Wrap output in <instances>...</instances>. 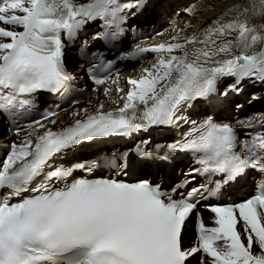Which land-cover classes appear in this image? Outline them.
I'll use <instances>...</instances> for the list:
<instances>
[{"label":"snow or ice","instance_id":"snow-or-ice-1","mask_svg":"<svg viewBox=\"0 0 264 264\" xmlns=\"http://www.w3.org/2000/svg\"><path fill=\"white\" fill-rule=\"evenodd\" d=\"M142 6V0L123 4L119 0L84 4L0 0V25L14 26H0V113L27 114L35 107L29 98L35 93L68 90L72 77L64 67L62 36L71 38L86 21L101 19L105 31L96 39L115 41L126 19L124 13ZM233 10L235 16L225 19ZM255 19L264 21V0L234 5L207 28L187 36L178 34L171 42L151 48L135 45L117 59H138L147 52L158 55L138 79H128L130 87L120 98L121 107L104 111L101 102L94 112L82 109V118L58 130L40 120L27 124L30 131L10 146L0 166V264H186L187 258L200 251L210 257L209 264H264V182L241 203L210 206L215 227H206L197 214V245L185 249L181 241L198 196L204 198L205 192L215 196L222 185L249 169L264 172V132L252 134L237 151L238 137L232 126L217 124L211 117L189 121L182 114L197 100L211 102L221 78H235L224 96L237 90L245 78L264 83V49L247 54L264 39L255 32ZM113 26L116 30H111ZM97 57L100 63H93L90 73L98 67L110 69L115 63L100 53L90 55ZM93 79L104 83L94 75ZM109 91L105 89L106 96ZM55 115L46 111L42 119ZM72 115L80 117L79 112ZM50 123L55 125L56 120ZM189 123L182 140L167 146L163 159L176 151L198 155L201 167L193 172L220 175L215 188L200 185L174 198L178 188L165 192L147 179L129 183L118 178L74 177L75 169L90 173L98 161L72 167L56 163L67 151L97 137L128 136L153 126ZM241 123L254 126L251 118ZM127 168L126 163L122 170ZM240 221L242 233L237 230ZM242 235L247 236V244ZM218 241H222L219 246ZM254 244L261 254L253 253ZM200 264H205L203 257Z\"/></svg>","mask_w":264,"mask_h":264},{"label":"bare ground","instance_id":"bare-ground-1","mask_svg":"<svg viewBox=\"0 0 264 264\" xmlns=\"http://www.w3.org/2000/svg\"><path fill=\"white\" fill-rule=\"evenodd\" d=\"M88 2L89 0H76V3L78 4H84ZM248 2L249 0H157L156 3L152 5L150 11L145 12V9L143 10L144 13H146L145 15L146 18L141 17L140 20L142 22H139L138 25L141 26L143 22L148 23L151 21L155 23L156 21H158V27H161L162 23H164L165 20L168 18H172L173 22L166 23L164 26H162V28L166 27V30L160 36L153 37L152 39L144 43H139L138 45L143 46L145 48H151L161 43L171 42V38L173 36H177L178 34L180 36L191 35L193 32H197L201 29L207 28L209 25L213 23V21L217 17H220L221 14L225 13L228 9L233 8L234 5H245ZM180 10H182L183 13H180ZM190 12L192 14H189ZM235 14H236V10H233L231 13H229L228 16L225 17V19L233 18ZM135 16H136V10L135 13L134 14L132 13L131 15H129L127 12V20H126L127 26L125 27V29L129 30L130 26L132 25L131 24L129 26V23H131L132 19ZM94 23H95L94 21L92 23H90V20L86 21V23L81 27V29L78 30V33L84 30L83 31L84 34L77 33L76 36L72 39L70 47L64 50V67L67 70L72 71L75 75L77 74L83 76L82 73L83 69L76 68L81 63V60L79 59L78 55L73 53V51H76L78 49V46L76 47L77 44L76 41L82 38L88 39V34H87L88 30L91 29V25H93ZM126 23H123V25ZM252 24L255 25V32L259 33L262 37H264V35L261 34L264 33V21L260 19H255L252 21ZM186 25H190V26L186 27ZM81 35H83L82 38ZM98 35H99L98 33L94 35H90V38L88 39V43H89L88 49L90 50L107 49V48H102L100 45H98L99 43L101 44V41L99 39H96ZM122 35L123 32H120V37H122ZM95 45L98 46L93 48V46ZM127 47L128 46L123 48L124 53L128 52ZM261 49H264V39H260L258 42L253 44L250 47V50L247 52V54L250 55L255 52H259ZM109 54L106 53L105 56L108 59H111L112 56H109ZM157 55L158 54L154 52H147L142 55L141 61L140 60L135 61V59L116 60L114 66L120 67V69L118 70V72L112 74L108 79H106L105 85H102L98 88L96 86L91 88V94L82 103H79L78 105L75 106L73 105L71 109L65 110L64 112L59 113L55 117L49 118L48 120L41 123H44L46 127H52L53 130H58L62 127H66L71 123H73L74 119L82 118L83 117V112L81 111L82 109H87L89 112H94L96 108L101 104V102H103L104 111L114 110L118 107H121L122 100L120 98L126 95L130 87V85L128 84V79L129 78L138 79L142 75V69L150 67V65L156 61ZM75 61L76 64H74ZM131 63L132 65H135L136 63L137 64L135 66L131 65L132 67L131 66L128 67V65ZM113 81H117V82L113 83ZM225 81L227 82L226 84H228L229 82L230 84H234L235 78L234 77L221 78V80L218 82V86L220 87L222 84H224ZM226 84H224V86ZM117 88L122 89V91L118 92ZM227 88L228 87H226L223 90V92H225ZM105 89L110 90L109 95L107 96L105 95ZM34 98L35 100H37V104L34 107L36 110L42 109L43 107L48 106L50 104L52 105H54L55 103H59L60 105L62 104L57 100L56 93L40 91L34 94ZM113 100L117 101V103H113L112 102ZM221 103H223L224 105H220ZM235 104H238V108L234 109L235 110L234 115L236 114V117H234L233 115L230 118L228 112L231 111V109H233L232 105ZM186 107H187L186 113L188 117H199L198 115L207 112V114L205 115L211 114L214 120L222 119L225 120L226 123L236 126L234 129H236L238 138H244V140H246L249 137V135H246V132H250L251 128L246 127L244 124L241 123V121L248 122L251 118L252 124L253 125L255 124L257 126L256 129L257 130L260 129L259 131H264V124L258 123L259 121H264V83H261L255 78L243 79L240 82L237 90L228 92L227 96L224 95L217 96V101L212 103L211 106L203 102V100H197L193 102L191 106H186ZM244 110H248V112H250L249 116L246 118H243L244 116H246V114H242L243 112H241ZM73 112H79L80 117H74L72 115ZM218 116H221V118L218 119L217 118ZM235 118H238V120L234 121ZM53 119L56 120L55 125H52L50 123V121ZM2 123H4L5 126L9 125L8 123H6V118L4 117L3 113H0V129ZM180 127L181 125L179 126V128ZM153 128H160V130L155 129L153 131L152 130ZM179 128L178 130L174 131V129L171 126H153L148 128L147 130L141 129L140 131L134 132V134L140 133L139 137L141 138V140L147 137V139L142 140V141L147 140V144H145L142 141L138 142L135 137H131L130 135L125 136L124 138L120 135H115V134L110 135L108 137H97L94 138L92 141L82 142L74 149L67 151L63 156H61L58 159L60 160V162H63L66 167H68L74 162L94 159V157H99L98 156L99 154H102L103 156L112 152L114 156L112 160L107 161L108 159L104 157V160L98 161V167L96 171L97 174L99 173V175L94 176V177L110 178L111 176L104 175L101 172H105L106 174L110 170H112V172H116L117 169L116 166L118 163H120V157L118 154L119 150L117 149L119 147L120 150L126 149V153H128L127 157L123 156L124 164L126 163L128 164V168H127L128 175L124 177H118V179H123L128 182H135L149 178L150 182L156 184L159 181L161 182V188L169 189L172 187L174 183L179 181L180 178H178V176L182 173L181 170L184 171L185 168L191 163L190 160V162L185 167H183V165L189 159L187 157V152H181V151H176L172 153L170 157L166 160L163 159L165 153L169 151L167 147L168 146L167 142L173 141L176 138V135L173 134V132L181 131L183 129L180 128L179 130ZM28 131L24 132L23 135L11 136V138H9L8 137L9 133H5L6 132V127H5L3 133L0 134V143L9 142V141L21 142L22 138L27 134ZM241 131L244 132L245 136L243 135L240 137ZM109 148L111 149L109 150ZM138 149L146 153H149V155L147 156L139 155L137 151ZM3 153L6 154L7 151L3 150ZM70 159L72 160L71 161L72 163L70 162ZM67 162H70L71 164L67 166ZM103 163H105V165ZM155 169L158 170L157 173L158 175L161 174V177L160 178L157 177V181L153 182L154 177L152 176V174L154 173ZM253 171H256L260 175L262 174L261 171H258L256 169H249L245 174H243L236 180H233L228 184L222 185L221 189L219 190V192H217L215 196L208 197L207 192H205L204 194H206V196L203 195L204 198H200V200L205 199V197H208V199H213L217 196L222 197V200H225L223 198V195L224 197L236 198L240 194V192L247 193L246 190H242V189H245L247 187H253V184L251 186V181L249 178L251 176H255ZM143 174H145V177L132 180V178L139 177ZM82 175H85L86 177H91L86 173L78 176H82ZM187 177H189V175H187ZM212 178H221V176L218 174H213ZM173 179H175V181L172 183L170 187L167 188L166 185L164 184L170 183ZM167 180L168 182H166ZM189 184H190L189 180H186L184 187ZM197 184L198 183H196L195 185ZM240 200H236V201H240ZM200 203L201 202L199 201L197 205L214 204L217 202L201 203V204ZM219 203L223 204L227 202H219ZM243 228H244V224L241 223L240 225L241 233L243 232ZM184 231L186 232L183 236V240L185 243H188L190 242L191 233L189 229L187 230L185 229ZM241 238L243 242L247 244V236L242 235ZM221 244L222 241L217 242L218 246ZM255 249H258V247L253 246L252 251L254 252ZM209 261L210 260L207 259L204 260L205 264H209ZM196 262L197 261H192V264H200L199 262L197 263Z\"/></svg>","mask_w":264,"mask_h":264},{"label":"rangeland","instance_id":"rangeland-1","mask_svg":"<svg viewBox=\"0 0 264 264\" xmlns=\"http://www.w3.org/2000/svg\"><path fill=\"white\" fill-rule=\"evenodd\" d=\"M180 13H183V11L182 10H180ZM96 23H97V21L93 24V25H91V27H94V25H96ZM167 22H164V23H162V25H161V27L162 26H164L165 24H166ZM131 24H133V21L129 24V25H131ZM88 35L90 34V31H89V33H87ZM262 35H264V33H261ZM96 46H98V45H95V46H93V48H95ZM110 56V55H109ZM138 63V62H137ZM136 63V64H137ZM74 64H76V61L74 62ZM134 64V63H133ZM135 64V65H136ZM132 65V63L131 64H129L128 65V67L129 66H131ZM135 65H132V66H135ZM131 66V67H132ZM127 69H129V68H127ZM225 83V82H224ZM54 100V99H53ZM248 112L246 111V112H243L242 114H246V116H244L243 118H246V117H248V114H247ZM206 113H203V114H201V115H205ZM228 115H230L229 117L231 118V116H232V113H228ZM218 118H221L220 116L218 117ZM241 118V117H240ZM4 129H5V125H4V123H2V125H1V129H0V134H2L3 133V131H4ZM245 136V134H244V132H240V137L241 136ZM111 148H109V150H110ZM72 160H70V162H71ZM58 163V162H57ZM186 166V164H184L183 165V167H185ZM143 177H145V174H143V175H141V176H139V177H134V178H132V180H136V179H139V178H143ZM200 179H196L195 181H194V183H196V182H198ZM157 181V172L155 173V178H153V182H156ZM175 181V179H173L170 183H168V184H166V187L168 188V187H170L171 185H172V183ZM190 185H192V183L190 184ZM249 194L251 193V191H249L248 192ZM254 246H257L258 247V249H255V251L253 252L254 254H261V250L259 249V246L257 245V244H254ZM194 259H196V258H194ZM200 263V262H199Z\"/></svg>","mask_w":264,"mask_h":264},{"label":"trees","instance_id":"trees-1","mask_svg":"<svg viewBox=\"0 0 264 264\" xmlns=\"http://www.w3.org/2000/svg\"><path fill=\"white\" fill-rule=\"evenodd\" d=\"M0 26H5V27H14V26H6V25H0ZM15 30H18V29H15ZM192 236V234H191ZM254 246V245H253ZM197 258V257H196Z\"/></svg>","mask_w":264,"mask_h":264}]
</instances>
